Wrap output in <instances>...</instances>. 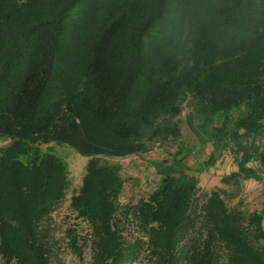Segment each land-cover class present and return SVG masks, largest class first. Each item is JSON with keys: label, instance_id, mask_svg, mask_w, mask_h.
<instances>
[{"label": "trees", "instance_id": "obj_1", "mask_svg": "<svg viewBox=\"0 0 264 264\" xmlns=\"http://www.w3.org/2000/svg\"><path fill=\"white\" fill-rule=\"evenodd\" d=\"M9 30L0 55L7 139L127 158L180 139L187 110L208 121L237 110L215 126V144L242 150L264 132V0H0V33ZM260 162L223 183L260 181ZM197 193L195 181L172 183L162 202L141 206L142 239L125 237L109 214L94 221L92 264H136L145 249L152 264H264V215ZM19 199L3 214L6 263L66 264L48 206Z\"/></svg>", "mask_w": 264, "mask_h": 264}, {"label": "rangeland", "instance_id": "obj_2", "mask_svg": "<svg viewBox=\"0 0 264 264\" xmlns=\"http://www.w3.org/2000/svg\"><path fill=\"white\" fill-rule=\"evenodd\" d=\"M14 37L11 30L0 33V41L4 40L0 55H7ZM237 117L234 110L230 116L218 115L208 121L187 110L180 118V139L153 141L143 154L127 158H85L67 145H26L0 136V264H8L9 252L3 224H11L3 214L14 208L12 200L18 198L30 208L42 203L48 206L66 264H92L94 221L106 214L125 227V237L133 234L142 239L134 213L141 206L155 207L156 200L162 202L161 194L172 183L195 181L201 200L219 192L229 207L264 215V173L260 172V181L245 180L239 187L223 183L225 176L242 167L259 171L264 155V132L242 150L212 142L215 126ZM136 264H152L146 249Z\"/></svg>", "mask_w": 264, "mask_h": 264}]
</instances>
